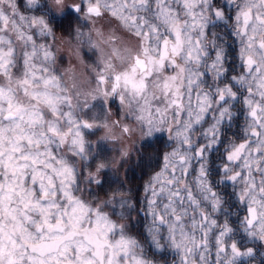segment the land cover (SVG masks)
Masks as SVG:
<instances>
[{
    "label": "snow or ice",
    "instance_id": "obj_1",
    "mask_svg": "<svg viewBox=\"0 0 264 264\" xmlns=\"http://www.w3.org/2000/svg\"><path fill=\"white\" fill-rule=\"evenodd\" d=\"M258 257L264 0H0V264Z\"/></svg>",
    "mask_w": 264,
    "mask_h": 264
},
{
    "label": "trees",
    "instance_id": "obj_2",
    "mask_svg": "<svg viewBox=\"0 0 264 264\" xmlns=\"http://www.w3.org/2000/svg\"><path fill=\"white\" fill-rule=\"evenodd\" d=\"M128 144L129 146L131 145L130 141ZM137 156L138 154L133 150L132 159L120 169L122 178H124L125 172L127 173V186L132 192L138 190V186L143 183V180L147 179V173L150 171V169L140 166V161L137 159Z\"/></svg>",
    "mask_w": 264,
    "mask_h": 264
},
{
    "label": "flooded vegetation",
    "instance_id": "obj_3",
    "mask_svg": "<svg viewBox=\"0 0 264 264\" xmlns=\"http://www.w3.org/2000/svg\"><path fill=\"white\" fill-rule=\"evenodd\" d=\"M241 122H242V118H241ZM233 131H238V128L234 127V128H233ZM229 134L231 135V132H229ZM127 183H128V182H127ZM127 187H128V186H127ZM226 191H227V192H230L231 189L229 188V189H227ZM132 193H133V195L136 196V197L141 196V194H142L141 187L138 186V190H137V191H133ZM133 215H135V213H133ZM140 227H141V229H142V223H141ZM260 259H261V258L258 257V259H257V264H259V260H260Z\"/></svg>",
    "mask_w": 264,
    "mask_h": 264
},
{
    "label": "rangeland",
    "instance_id": "obj_4",
    "mask_svg": "<svg viewBox=\"0 0 264 264\" xmlns=\"http://www.w3.org/2000/svg\"><path fill=\"white\" fill-rule=\"evenodd\" d=\"M59 29H58V33H59ZM230 42V41H229ZM63 63L65 64V66H66V64H67V61L65 60V61H63ZM113 108L115 109L116 108V105L114 104L113 105ZM130 143H131V141H130ZM159 147L163 150V145L161 144V145H159Z\"/></svg>",
    "mask_w": 264,
    "mask_h": 264
}]
</instances>
